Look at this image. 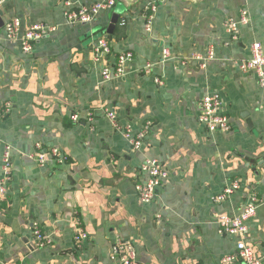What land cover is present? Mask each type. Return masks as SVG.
<instances>
[{
    "label": "crops",
    "instance_id": "1",
    "mask_svg": "<svg viewBox=\"0 0 264 264\" xmlns=\"http://www.w3.org/2000/svg\"><path fill=\"white\" fill-rule=\"evenodd\" d=\"M67 1L100 0L0 3L4 23L16 18L22 29L57 28L29 55L0 29V105L10 106L0 116V177L2 152L11 148L0 197V261L113 264L115 243L125 240L135 246L137 264H220L240 239L220 236L217 220L238 215L250 196L257 209L243 241L261 256L264 86L240 64L254 42L264 53V0H139L128 10L116 3L87 25L66 22ZM149 2L156 11L147 33ZM242 10L249 22L234 37L226 26ZM114 13L119 18L108 33ZM99 38L114 55L133 54L122 77L102 82L104 62L92 60ZM209 46L212 60L205 59ZM215 91L229 118L227 133H209L196 122L199 101ZM107 112L134 133L145 130L141 150L129 148ZM33 155H43L44 165ZM147 159L161 162L169 177L153 202L140 204L134 185ZM234 184L224 201L214 200ZM33 223L49 240L44 248L35 246ZM78 228L88 237L82 243L74 240Z\"/></svg>",
    "mask_w": 264,
    "mask_h": 264
},
{
    "label": "built area",
    "instance_id": "2",
    "mask_svg": "<svg viewBox=\"0 0 264 264\" xmlns=\"http://www.w3.org/2000/svg\"><path fill=\"white\" fill-rule=\"evenodd\" d=\"M66 6L71 7L64 12V18L70 25L81 24L87 25L92 23L99 13L111 11L116 5V0H100L94 4L85 6L73 2H64ZM149 15L146 17L145 32L151 30L153 13L156 11L155 3H148L145 6ZM249 22L248 13L242 10L239 18L235 23L227 24V32L234 37L238 32V26ZM57 28L47 24L30 25L25 29L21 28V23L18 19L12 18L8 20L3 31L7 40L14 42L18 41L21 52L24 55H29L33 51L35 43L53 34ZM207 60L214 58V50L211 46L207 47ZM169 57L168 51H163L162 60ZM202 60L201 57H196ZM93 62H104L101 71L102 82H107L115 78L122 77L125 72V64L133 60L131 52H124L118 55L111 53L106 40L99 38L93 47ZM204 68V63L201 64ZM151 65L145 67L144 72L149 74ZM240 71L244 74L256 76L260 86H264V53L262 46L258 42L251 44L249 49V57L240 64ZM155 83L161 84L158 79ZM9 105H0V116L3 117L9 112ZM90 116V114H89ZM106 118L111 122L117 132L125 139L127 145L132 151L141 150L144 144L145 130L133 132L131 126L126 124L119 125L116 122V117L113 112H107ZM91 117V116H90ZM73 121L77 120V115L71 117ZM91 121V118L89 119ZM196 122L209 133H227L229 131V118L222 108L221 96L215 91L204 95L198 104V112ZM146 129V128H145ZM39 148V145H36ZM53 156L58 157V152L55 148L51 150ZM38 164L44 165L46 162L43 155H33ZM0 177V197L5 194V184L9 182L11 175V148L5 146L1 157ZM139 178L135 182L134 190L137 200L140 204H150L156 197V192L168 179L169 173L161 162L155 159H147L140 166L138 172ZM236 189V185L224 188L222 192L214 197L216 202H222ZM257 209V200L254 196H250L244 204L242 211L236 216L222 215L217 220V232L220 236L237 237L235 249L232 253L222 257L220 264H262L264 260V243L261 256L256 255L253 249L247 245L243 238L247 235V222L255 216ZM33 237L37 249L44 248L48 245V238L43 235L37 223L32 224ZM88 239L87 234L80 228L75 231L74 240L76 243H82ZM137 253L133 243L125 240H119L115 243L114 253L111 257L113 264H137ZM0 264H3L0 261ZM12 264V263H8Z\"/></svg>",
    "mask_w": 264,
    "mask_h": 264
},
{
    "label": "water",
    "instance_id": "3",
    "mask_svg": "<svg viewBox=\"0 0 264 264\" xmlns=\"http://www.w3.org/2000/svg\"><path fill=\"white\" fill-rule=\"evenodd\" d=\"M156 2H162L164 0H155ZM180 2H190L192 4H200L202 2H204L205 0H177ZM2 2V0H0V3ZM139 2V0H116L117 5L119 6V8H124V9H130L132 6L137 5ZM3 13L0 10V29L3 28L4 26V21L2 19ZM119 18V15L114 13L112 14L111 17V21H110V25L108 26V33H111V30L114 28L115 24L117 23V20Z\"/></svg>",
    "mask_w": 264,
    "mask_h": 264
}]
</instances>
